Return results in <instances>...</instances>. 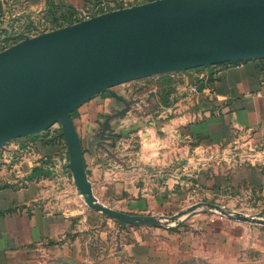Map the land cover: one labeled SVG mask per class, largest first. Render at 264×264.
Returning a JSON list of instances; mask_svg holds the SVG:
<instances>
[{"label":"crops","instance_id":"0c3cea01","mask_svg":"<svg viewBox=\"0 0 264 264\" xmlns=\"http://www.w3.org/2000/svg\"><path fill=\"white\" fill-rule=\"evenodd\" d=\"M99 1L0 0V25L16 13L12 28H61L144 4L104 0L77 18ZM73 118L96 202L136 216L244 202L264 214V56L123 80ZM131 126L137 134L114 147L108 129ZM14 147L20 161L0 165V264H264V224L205 205L169 227L127 223L113 234L123 222L89 206L63 139L41 132Z\"/></svg>","mask_w":264,"mask_h":264},{"label":"water","instance_id":"95a60500","mask_svg":"<svg viewBox=\"0 0 264 264\" xmlns=\"http://www.w3.org/2000/svg\"><path fill=\"white\" fill-rule=\"evenodd\" d=\"M195 1L152 0L36 37L12 36L23 40L0 52V81L23 70L47 72L52 78H26L32 84L26 100L43 105V112L35 121L1 130L0 141L41 133L61 121L78 188L89 206L119 221L169 227L205 205L240 221L264 224V219L213 203H198L175 215H129L96 202L86 180L73 120L81 103L123 80L264 56V11L210 16L223 8Z\"/></svg>","mask_w":264,"mask_h":264},{"label":"rangeland","instance_id":"374dc122","mask_svg":"<svg viewBox=\"0 0 264 264\" xmlns=\"http://www.w3.org/2000/svg\"><path fill=\"white\" fill-rule=\"evenodd\" d=\"M148 1H152V0H143L141 1V3H146ZM199 0H196L195 2H197ZM207 2L206 5H218L221 8H223V10L221 9L220 11L215 9V11L210 13V16L213 15H217V16H223V15H235V14H239V13H247V12H253V11H260L263 12L264 11V0H200V2ZM193 2V3H195ZM191 6H193V4H191ZM262 7V8H260ZM212 11V10H211ZM50 25H52L51 28H49L48 24H44V26L41 28L42 30H35L34 32L28 34L30 37H36L39 36L43 33H48L51 32L52 30H54L55 28H57L56 26H54V23L51 22ZM18 41H16V43H18L19 41L23 40V38L19 37ZM16 43H13L12 46ZM11 46V45H10ZM9 46V47H10ZM34 76H41V78L45 81L48 82L51 78H52V74L47 73V72H36V71H17L14 73L9 74L8 76H6L5 78H3L0 81V107H3V104H11L14 102V95L16 93H18L19 91H22L25 95V102H26V96L27 93L30 89V87L32 86V84L26 79L29 77H34ZM166 94V93H165ZM166 97V96H165ZM29 104L33 105L32 103H30L29 101H27ZM164 103H167V101L164 99L163 100ZM160 106V104H159ZM37 112V114L41 115L43 112V105H39L38 109L35 111V113ZM125 113V112H124ZM30 109L25 108L24 110H22L21 112L17 113V111L15 112H7V111H2L0 112V116H6V118L8 120L11 121V124L9 126H6L5 128H1V130L4 129H9V128H13L15 126H19L22 124H26L28 123L30 120ZM40 119V118H39ZM1 121V120H0ZM118 125V122L115 123V126ZM45 136L49 137L50 140H57V139H63L64 143L66 145V147L68 148V143H67V139L65 137L64 134V128H63V124L61 123V121L56 122L55 124H53L51 127L46 128L44 131ZM138 130L136 129V127H130L128 130L123 131L122 129H108L107 134L109 135V137L111 136L114 141L113 143L115 144L114 147L118 146V144H116L118 142V140H120L121 138L124 137H130L132 135L137 134ZM41 133H30L28 135H25L27 137H32L35 138V136L40 135ZM25 136H19V137H14L5 141H0V165L2 164H9L10 166H14L15 163H18L20 161V154H16L15 151H17L18 149L15 148L14 146L18 145L19 142V138H23ZM15 144V145H14ZM113 154H117L115 153V151L113 152ZM225 205V201L222 202ZM249 203V202H247ZM254 206L253 203L251 204H246L244 202V204H238L236 203L235 205H233L232 207H227L228 209H234L239 211L240 213H246L247 215L250 216H255V217H259V218H264V214L260 208V206ZM123 223H120L121 225H118V223H116V227L115 228H111V230L113 231V234L117 232V229L120 230H127L128 228L126 227L127 223H125L124 221H120ZM110 229V228H109Z\"/></svg>","mask_w":264,"mask_h":264},{"label":"built area","instance_id":"2783aa9c","mask_svg":"<svg viewBox=\"0 0 264 264\" xmlns=\"http://www.w3.org/2000/svg\"><path fill=\"white\" fill-rule=\"evenodd\" d=\"M113 2H115V0H113ZM108 2L101 0L99 1L94 7L92 8H80L78 13H77V18H90L92 17L95 13H100L101 11H103L105 9V7L108 6ZM5 19H7V21H5L2 25H0V52L3 50H6L7 48H9V46L11 45L12 41H14V38L12 36L14 35H18L21 32L24 34H30L32 32H34L35 30H42L41 28L44 26L45 24V20H41L39 24L37 23V25H33V23H30L29 25H25L21 28H12L10 21L12 20L13 22L16 20L15 18L17 17L16 13H7L5 15ZM11 32V34H10ZM18 39V38H17ZM16 39V40H17ZM197 90L196 85H190L189 86V91L195 92Z\"/></svg>","mask_w":264,"mask_h":264},{"label":"bare ground","instance_id":"6f19581e","mask_svg":"<svg viewBox=\"0 0 264 264\" xmlns=\"http://www.w3.org/2000/svg\"><path fill=\"white\" fill-rule=\"evenodd\" d=\"M264 7V6H263ZM262 8V7H260ZM38 104H29L26 100L25 102V95L22 91H19L14 95V102L9 104H3V107H0V112L7 111V112H15L17 113L21 112L25 108L30 109L31 115H30V121H35L38 117L37 113H35ZM0 128L6 127L11 124V121L6 118V116H0Z\"/></svg>","mask_w":264,"mask_h":264},{"label":"trees","instance_id":"16d2710c","mask_svg":"<svg viewBox=\"0 0 264 264\" xmlns=\"http://www.w3.org/2000/svg\"><path fill=\"white\" fill-rule=\"evenodd\" d=\"M55 23V21H53Z\"/></svg>","mask_w":264,"mask_h":264}]
</instances>
